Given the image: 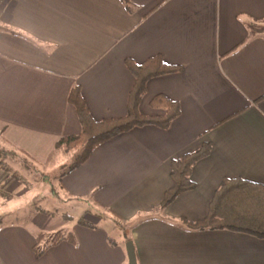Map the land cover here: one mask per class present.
Instances as JSON below:
<instances>
[{"label":"crops","instance_id":"0c3cea01","mask_svg":"<svg viewBox=\"0 0 264 264\" xmlns=\"http://www.w3.org/2000/svg\"><path fill=\"white\" fill-rule=\"evenodd\" d=\"M130 1L127 9L121 0H0V24L42 45L0 29V133L53 164L55 142L81 130L68 102L71 87L79 86L94 119L123 116L134 81L124 60L160 54L182 69L148 79L139 109L162 114L150 100L163 94L180 113L166 128L134 126L100 143L62 177L60 189L67 200L91 202L115 219L152 214L130 229L137 264H264V238L177 224L206 215L223 177L264 184V0ZM204 143L212 146L192 167L196 187L158 210L171 161ZM11 180L2 169L1 195L12 192ZM41 209L27 224L0 218V264H129L125 232L112 239L94 229L97 222L70 230V220ZM57 230L73 237L37 256V231Z\"/></svg>","mask_w":264,"mask_h":264},{"label":"trees","instance_id":"16d2710c","mask_svg":"<svg viewBox=\"0 0 264 264\" xmlns=\"http://www.w3.org/2000/svg\"><path fill=\"white\" fill-rule=\"evenodd\" d=\"M121 1L127 9L131 7L132 3L130 0ZM0 29L20 34L32 43L42 46L41 42L34 36L15 27L0 24ZM124 61L132 73L134 81L128 95L126 114L123 116L94 119L90 114L79 86L74 85L71 87L68 93V102L76 109L81 130L76 135H66L55 142V150L59 154V167H61L58 174L59 180L83 163L96 146L110 137L139 125H155L160 128H166L180 113L179 103L163 94H157L150 100L152 107L164 110L162 114H144L139 109V103L146 90L148 79L180 71L182 69L181 65L167 63L160 54L151 56L142 63H137L131 58H126ZM0 140L5 142V144H0V167L5 170L6 178L14 177L20 180L21 183L29 185V181L24 179L18 170L12 169L4 162V158H13L16 162H21V167L28 173L38 171L39 168H44V165L6 140L1 134ZM211 146V143H204L199 149L171 161V185L164 192L158 210L163 211L180 193L196 187V183L190 178L192 167L199 159L210 153ZM8 198H11L10 194H8ZM41 211L48 215H56L57 213L44 209H41ZM87 212L95 214L92 209L87 210ZM59 215L66 220L73 218L68 212H61ZM151 217L153 215L149 214L145 217L138 216L131 220L120 218V221L133 227L143 219ZM77 220L86 224L83 216L78 217ZM178 221L177 224L183 225L188 230L230 229L264 238V184L242 177H223L212 195L207 213L203 218L195 221L180 218ZM72 237L71 233L62 230H57L50 234L37 231L35 235L36 255L40 256L48 247L64 239L70 240ZM45 238H48V243L41 245ZM125 239L126 241L132 240L127 235Z\"/></svg>","mask_w":264,"mask_h":264},{"label":"rangeland","instance_id":"374dc122","mask_svg":"<svg viewBox=\"0 0 264 264\" xmlns=\"http://www.w3.org/2000/svg\"><path fill=\"white\" fill-rule=\"evenodd\" d=\"M0 144H5V142L0 140ZM4 162L12 169L18 170L23 178L29 181V185L23 184L20 180L11 177L13 180L9 182L8 186L12 189V192L5 193L6 196L0 193L1 220L7 222L20 221L27 224L35 208H44L48 211H55L57 213L68 212L73 217L70 219L71 222L69 223L71 224L70 230H73L78 224V217L83 216L84 220L86 219V222L90 224L97 222L98 224L94 226V229L99 227L103 228L110 234L112 239H116L119 235L121 236L120 232L122 231L125 232L127 236H130L131 227L120 221L119 218L115 219L113 217L114 214L110 210L108 213L105 209L103 210L100 207L94 206L91 202L90 206H88L85 201L73 202L72 200H67L59 184L60 180L58 174L61 169V167H59V154L57 162L53 164L39 162L44 165V168H39L38 171H31L30 173L26 172L23 167H21V162H16L13 158L5 157ZM1 170L0 168V172ZM14 186H17V188H13ZM8 194L11 195V198H8ZM92 208L101 211V220L98 221L94 216L95 214L93 215L87 212V210L89 211ZM114 223L118 225L120 230H112V225ZM124 241H126V239H124Z\"/></svg>","mask_w":264,"mask_h":264},{"label":"water","instance_id":"95a60500","mask_svg":"<svg viewBox=\"0 0 264 264\" xmlns=\"http://www.w3.org/2000/svg\"><path fill=\"white\" fill-rule=\"evenodd\" d=\"M125 246L129 264H137L136 252L132 240H128Z\"/></svg>","mask_w":264,"mask_h":264}]
</instances>
